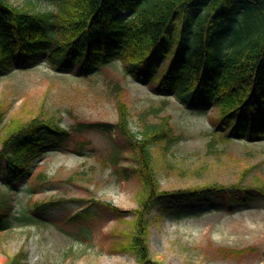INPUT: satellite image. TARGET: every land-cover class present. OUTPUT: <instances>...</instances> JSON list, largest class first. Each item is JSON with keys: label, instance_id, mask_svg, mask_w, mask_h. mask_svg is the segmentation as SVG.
Here are the masks:
<instances>
[{"label": "trees", "instance_id": "16d2710c", "mask_svg": "<svg viewBox=\"0 0 264 264\" xmlns=\"http://www.w3.org/2000/svg\"><path fill=\"white\" fill-rule=\"evenodd\" d=\"M24 1V6L15 7L10 0H0V75L43 59L57 72L91 76L120 61L125 77L149 82L158 93L177 98L190 112L215 111L210 117L215 127L211 134L217 140L264 139V0H49L53 8L44 12L35 4L41 0ZM125 94L118 86L115 123L89 122L72 130L61 127L60 119L44 109L26 120L17 114L6 120L1 102L0 180L6 189L17 190L18 183L29 178L27 191L33 193L51 181L44 170L33 172V164L42 155L63 149L81 156L93 148V142L75 136V130L116 132V139L109 136L114 144L110 162L120 177H132L139 183L137 206L126 211L94 198L85 201L96 203L128 225L112 242V251L131 253L136 264H164L153 259L149 249L150 213L156 204L170 200L208 206L211 197L223 195L227 205L245 203L251 200L252 191L264 195V182L258 175L252 179L255 186L205 182L162 189L158 151L166 166L174 167L165 155H170L179 136L174 134L171 116L160 121L143 118L134 132ZM214 142L208 145L215 146ZM249 169L245 168L242 179ZM7 199V195L0 197V231L21 220L35 224L36 217L63 201H30L31 212L25 213L26 209L12 219ZM87 212L93 216L90 208ZM219 253L242 260L259 255L260 250L255 246L221 248ZM22 254L8 255L3 264H24L26 255Z\"/></svg>", "mask_w": 264, "mask_h": 264}, {"label": "rangeland", "instance_id": "374dc122", "mask_svg": "<svg viewBox=\"0 0 264 264\" xmlns=\"http://www.w3.org/2000/svg\"><path fill=\"white\" fill-rule=\"evenodd\" d=\"M24 2L10 0L15 7L24 6ZM35 4L41 12L53 8L49 0ZM118 86L126 90L134 132H138L143 118L160 121L171 116L179 140L172 145L170 155H165L174 167H167L158 151L157 174L162 189L205 182L255 186L252 179L258 175L264 182V139L217 140L211 134L214 126L210 117L215 111L190 112L174 97L157 95L147 83L125 77L119 61L87 77L71 71L56 72L43 59L34 66L4 72L0 76V103H5L6 120L16 114L26 120L31 113L44 109L60 119L61 127L72 130L89 122L115 123ZM74 132L90 139L93 148L88 147L81 156L65 150H49L42 155L32 167L33 172L44 170L51 178L45 186L29 193V178L20 181L17 190L6 189L0 180V197L7 195L12 219L26 209L28 214L30 201L63 200L60 206L36 217L35 224L21 220L0 231V264L8 255L20 252L26 255L24 264H136L131 253L111 250L127 224L96 203L89 207L92 217L90 212L88 217L81 214L84 200L91 198L126 211L137 206L139 183L132 177H120L110 162L114 144L109 136L116 139L118 135L94 129ZM213 140L215 146L208 145ZM248 166L251 169L242 179ZM251 193L250 202L234 206L232 211L222 208L224 202L209 207L170 200L156 204L148 229L152 258L164 264H264V195L257 190ZM249 246L258 247L260 254L233 260L219 253L221 248Z\"/></svg>", "mask_w": 264, "mask_h": 264}]
</instances>
